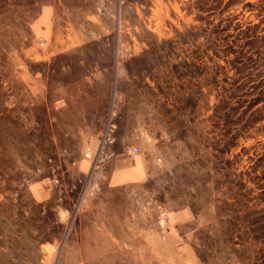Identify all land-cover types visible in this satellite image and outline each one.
Instances as JSON below:
<instances>
[{
    "label": "rangeland",
    "instance_id": "obj_1",
    "mask_svg": "<svg viewBox=\"0 0 264 264\" xmlns=\"http://www.w3.org/2000/svg\"><path fill=\"white\" fill-rule=\"evenodd\" d=\"M0 264H264V0H0Z\"/></svg>",
    "mask_w": 264,
    "mask_h": 264
},
{
    "label": "crops",
    "instance_id": "obj_2",
    "mask_svg": "<svg viewBox=\"0 0 264 264\" xmlns=\"http://www.w3.org/2000/svg\"><path fill=\"white\" fill-rule=\"evenodd\" d=\"M129 176L134 177V178H140L144 171L140 165H133L131 168H129L128 172Z\"/></svg>",
    "mask_w": 264,
    "mask_h": 264
},
{
    "label": "built area",
    "instance_id": "obj_3",
    "mask_svg": "<svg viewBox=\"0 0 264 264\" xmlns=\"http://www.w3.org/2000/svg\"><path fill=\"white\" fill-rule=\"evenodd\" d=\"M141 149L140 148H134V147H128L127 150L125 151L126 156H132L136 153H140Z\"/></svg>",
    "mask_w": 264,
    "mask_h": 264
}]
</instances>
